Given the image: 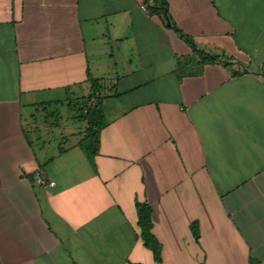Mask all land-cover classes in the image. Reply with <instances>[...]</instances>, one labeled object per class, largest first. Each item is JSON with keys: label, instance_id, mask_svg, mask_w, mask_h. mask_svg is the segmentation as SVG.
Segmentation results:
<instances>
[{"label": "crops", "instance_id": "obj_1", "mask_svg": "<svg viewBox=\"0 0 264 264\" xmlns=\"http://www.w3.org/2000/svg\"><path fill=\"white\" fill-rule=\"evenodd\" d=\"M167 2L0 0V264H264V0ZM171 21L221 60L181 75ZM89 75L109 121L93 161Z\"/></svg>", "mask_w": 264, "mask_h": 264}, {"label": "trees", "instance_id": "obj_2", "mask_svg": "<svg viewBox=\"0 0 264 264\" xmlns=\"http://www.w3.org/2000/svg\"><path fill=\"white\" fill-rule=\"evenodd\" d=\"M150 0H146L149 4ZM153 12L168 13L167 0H154V4L149 5ZM179 35L185 39L193 47V56L186 60H178L177 69L181 75L185 72L187 65L196 63L202 69L206 64L215 63L221 60L220 56L209 53L208 51L199 48L193 41V38L180 30L174 21H171ZM88 82L90 83V92L88 96L83 97L76 103L79 117L87 121V127L84 136L81 140V147L86 152L90 160H94L98 153L100 145L101 131L108 125L109 121L103 107V100L106 98L105 86L103 79L95 78L89 75ZM137 209L139 214V225L141 228V237L143 238L147 247H149L158 263L162 261L161 250L162 246L155 234L153 233V208L150 203L137 202ZM192 229L196 237L199 236L197 223L192 225ZM249 264H261L257 259L251 258Z\"/></svg>", "mask_w": 264, "mask_h": 264}, {"label": "built area", "instance_id": "obj_3", "mask_svg": "<svg viewBox=\"0 0 264 264\" xmlns=\"http://www.w3.org/2000/svg\"><path fill=\"white\" fill-rule=\"evenodd\" d=\"M141 7H142V9L144 11H147L148 10V6L146 4H142ZM37 183L38 184H46V183H49L50 185H54L55 184V182L52 181V180L49 181V182H47V180L45 179V177L42 176V175H40V174L37 175Z\"/></svg>", "mask_w": 264, "mask_h": 264}, {"label": "rangeland", "instance_id": "obj_4", "mask_svg": "<svg viewBox=\"0 0 264 264\" xmlns=\"http://www.w3.org/2000/svg\"><path fill=\"white\" fill-rule=\"evenodd\" d=\"M70 94V93H69ZM69 96H71V95H69ZM78 122V125L79 126H83L84 125V122L82 121V122H80V121H77Z\"/></svg>", "mask_w": 264, "mask_h": 264}]
</instances>
